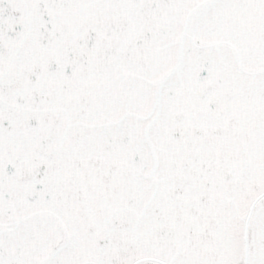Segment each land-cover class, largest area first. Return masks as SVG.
<instances>
[{
    "label": "snow or ice",
    "instance_id": "1",
    "mask_svg": "<svg viewBox=\"0 0 264 264\" xmlns=\"http://www.w3.org/2000/svg\"><path fill=\"white\" fill-rule=\"evenodd\" d=\"M0 264H264V0H0Z\"/></svg>",
    "mask_w": 264,
    "mask_h": 264
}]
</instances>
